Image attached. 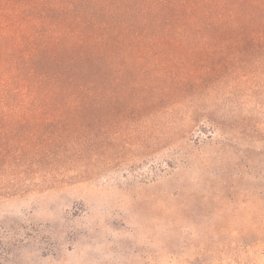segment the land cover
<instances>
[{
	"label": "rangeland",
	"instance_id": "1",
	"mask_svg": "<svg viewBox=\"0 0 264 264\" xmlns=\"http://www.w3.org/2000/svg\"><path fill=\"white\" fill-rule=\"evenodd\" d=\"M228 53L94 173L2 183L0 264H264V49Z\"/></svg>",
	"mask_w": 264,
	"mask_h": 264
},
{
	"label": "trees",
	"instance_id": "2",
	"mask_svg": "<svg viewBox=\"0 0 264 264\" xmlns=\"http://www.w3.org/2000/svg\"><path fill=\"white\" fill-rule=\"evenodd\" d=\"M244 46L264 49V0H0V185L94 173L116 125L207 91Z\"/></svg>",
	"mask_w": 264,
	"mask_h": 264
}]
</instances>
